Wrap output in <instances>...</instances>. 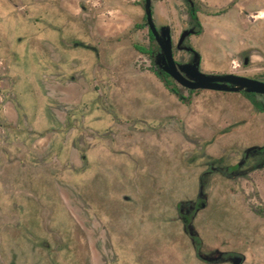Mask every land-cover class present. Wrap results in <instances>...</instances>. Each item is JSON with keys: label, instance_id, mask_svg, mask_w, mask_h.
Instances as JSON below:
<instances>
[{"label": "flooded vegetation", "instance_id": "1", "mask_svg": "<svg viewBox=\"0 0 264 264\" xmlns=\"http://www.w3.org/2000/svg\"><path fill=\"white\" fill-rule=\"evenodd\" d=\"M148 1L186 80L264 82L217 58L240 0ZM154 32L146 0H0V264H264V93L180 83Z\"/></svg>", "mask_w": 264, "mask_h": 264}, {"label": "rangeland", "instance_id": "2", "mask_svg": "<svg viewBox=\"0 0 264 264\" xmlns=\"http://www.w3.org/2000/svg\"><path fill=\"white\" fill-rule=\"evenodd\" d=\"M216 2H220V0H215ZM241 3L239 4L240 6V11L234 9L233 11H227L223 16H221L224 20H226V23L228 22L230 25L228 26V31L226 30V34H233L236 35V40L235 42H229L222 44V49L218 48L217 51V58L220 61H224L226 58L234 57V55L237 54V52L240 50L241 47L244 46H253L257 51L253 53V56L251 58V63L249 66L245 69L246 72L250 74H258L264 72V0H240ZM162 10L163 12H166V6L162 5ZM245 8L242 10H248L244 11V13L241 12V8ZM249 12L250 16L247 14ZM168 13V11H167ZM17 16V17H16ZM239 18H238V17ZM14 17L16 18H21L18 15L14 14ZM111 17L114 18V14H111ZM215 20V19H214ZM212 20V22H214ZM221 20V18L219 19ZM214 24V23H213ZM38 26L31 24V29H37ZM26 31V30H24ZM211 34H219V32H213ZM8 37L6 38V40ZM242 40H245V42H242ZM203 51L206 53H211L210 51H215L213 48H208V44H204L203 46ZM215 51V52H216ZM241 62V58L237 59V63ZM224 69V68H223ZM130 77V75H128ZM135 112L139 113L140 109L135 108ZM103 118L100 119H95V121H98L101 123L104 122V115L102 114ZM254 133L251 131L246 132L245 135L240 136L237 138L236 145L241 146L243 143H247V141H250L253 139ZM45 140H40L37 145H41L44 143ZM48 141V139H46ZM39 145V146H40ZM3 177L5 179H16L19 178V175L21 172L19 171H14L10 169L9 166L4 167ZM9 170V171H8ZM19 174V175H18ZM31 178H38L40 175H44L43 180H46V182H49L51 180L50 170H38L34 169L32 171ZM39 174V175H38ZM64 179H67L69 183L71 182L72 175L68 171H63L62 173ZM1 176V175H0ZM12 191L14 189H17L15 186H9L5 187L4 190L6 193L8 191ZM179 190H183L184 188H178ZM65 193V192H64Z\"/></svg>", "mask_w": 264, "mask_h": 264}, {"label": "water", "instance_id": "3", "mask_svg": "<svg viewBox=\"0 0 264 264\" xmlns=\"http://www.w3.org/2000/svg\"><path fill=\"white\" fill-rule=\"evenodd\" d=\"M146 14L148 16L149 24L154 32L150 22L149 1L146 0ZM155 34V32H154ZM156 39L161 48V60L164 69L170 73L177 81L190 88H206L213 90L237 91L244 89L245 91H254L264 93V82L235 76V75H207L194 71L189 75L194 82L186 80L175 68L171 57L170 41L166 30L162 32V37L155 34Z\"/></svg>", "mask_w": 264, "mask_h": 264}]
</instances>
